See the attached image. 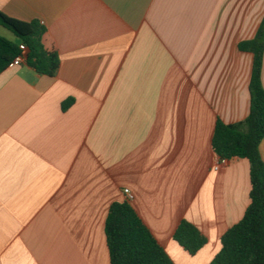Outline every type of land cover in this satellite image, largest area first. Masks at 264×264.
Returning a JSON list of instances; mask_svg holds the SVG:
<instances>
[{
    "label": "crops",
    "instance_id": "obj_1",
    "mask_svg": "<svg viewBox=\"0 0 264 264\" xmlns=\"http://www.w3.org/2000/svg\"><path fill=\"white\" fill-rule=\"evenodd\" d=\"M0 12L43 24L61 61L54 77L26 62L0 75V264H110L106 220L126 189L174 264H210L251 204L249 161L221 164L213 138L249 116L254 57L239 44L264 0H0ZM185 220L207 239L195 256L174 239Z\"/></svg>",
    "mask_w": 264,
    "mask_h": 264
},
{
    "label": "trees",
    "instance_id": "obj_2",
    "mask_svg": "<svg viewBox=\"0 0 264 264\" xmlns=\"http://www.w3.org/2000/svg\"><path fill=\"white\" fill-rule=\"evenodd\" d=\"M0 26L16 40L0 35V75L12 66L27 46L26 63L44 76L54 77L60 68L55 51L45 48L46 28L39 21L23 22L0 12ZM239 50L253 54L250 82L251 107L247 119L236 125L219 121L213 138V150L223 160L245 159L250 164L251 204L243 219L223 236L222 248L210 264H264V160L260 145L264 141V18L254 39L239 44ZM74 104H62L67 111ZM110 264H174L158 244L135 210L127 202H116L105 225ZM175 241L190 255H197L207 239L188 221H182L174 235Z\"/></svg>",
    "mask_w": 264,
    "mask_h": 264
},
{
    "label": "built area",
    "instance_id": "obj_3",
    "mask_svg": "<svg viewBox=\"0 0 264 264\" xmlns=\"http://www.w3.org/2000/svg\"><path fill=\"white\" fill-rule=\"evenodd\" d=\"M20 49H21V54L14 59V61L12 63V66H19V65L23 64L24 62H26V60H27V55H28V52H29L27 46L22 44L20 46ZM220 160H221V164H225L227 162V160H223V159H220ZM219 166L216 169H218ZM124 193H125V196L127 198V202H130V201H132L134 199V195L131 193L130 190L126 189L124 191Z\"/></svg>",
    "mask_w": 264,
    "mask_h": 264
},
{
    "label": "rangeland",
    "instance_id": "obj_4",
    "mask_svg": "<svg viewBox=\"0 0 264 264\" xmlns=\"http://www.w3.org/2000/svg\"><path fill=\"white\" fill-rule=\"evenodd\" d=\"M1 29H3V31H5V32H2L1 34H3L6 38H11V39L16 40V37L10 31H8L4 28H1Z\"/></svg>",
    "mask_w": 264,
    "mask_h": 264
}]
</instances>
